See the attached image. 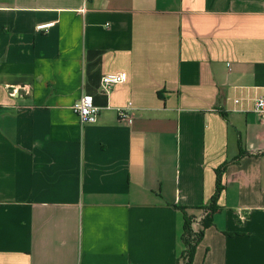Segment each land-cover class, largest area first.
Wrapping results in <instances>:
<instances>
[{"label": "crops", "instance_id": "crops-1", "mask_svg": "<svg viewBox=\"0 0 264 264\" xmlns=\"http://www.w3.org/2000/svg\"><path fill=\"white\" fill-rule=\"evenodd\" d=\"M258 97L264 0H0V264H182L217 181L192 264H264Z\"/></svg>", "mask_w": 264, "mask_h": 264}, {"label": "built area", "instance_id": "built-area-1", "mask_svg": "<svg viewBox=\"0 0 264 264\" xmlns=\"http://www.w3.org/2000/svg\"><path fill=\"white\" fill-rule=\"evenodd\" d=\"M53 23L39 24L36 26L37 31H46L52 27ZM124 77L122 74L103 76L100 80V89L104 93H109L113 86L122 84ZM129 108L117 110L118 118L121 121L129 120ZM73 112L77 115L82 126L95 124L98 119L99 109L94 105L93 98L90 95H83L73 106ZM253 112L264 121V97L255 99Z\"/></svg>", "mask_w": 264, "mask_h": 264}, {"label": "trees", "instance_id": "trees-1", "mask_svg": "<svg viewBox=\"0 0 264 264\" xmlns=\"http://www.w3.org/2000/svg\"><path fill=\"white\" fill-rule=\"evenodd\" d=\"M219 191H220V185L219 182L217 181L215 195L211 200V204L207 206V209L205 211L206 212L205 216L201 221V229L196 233L191 228V222L189 223L188 221L186 209L180 208L185 218L184 233L182 237L185 249L182 252L179 260L182 262V264H192L196 247L202 239L203 232L206 228H208L211 225L210 217L216 211L215 201L218 197ZM178 263L179 262H177V264Z\"/></svg>", "mask_w": 264, "mask_h": 264}]
</instances>
